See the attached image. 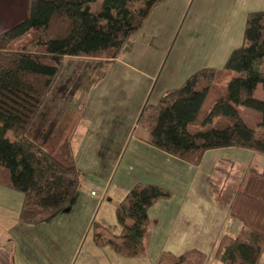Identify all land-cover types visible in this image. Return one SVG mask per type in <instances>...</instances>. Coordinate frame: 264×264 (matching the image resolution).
I'll use <instances>...</instances> for the list:
<instances>
[{"label": "rangeland", "instance_id": "obj_1", "mask_svg": "<svg viewBox=\"0 0 264 264\" xmlns=\"http://www.w3.org/2000/svg\"><path fill=\"white\" fill-rule=\"evenodd\" d=\"M255 11H264V0H166L112 63L66 59L31 137L51 151L68 139L82 187L77 201L46 222L29 225L19 220L22 195L0 186V264H156L163 252L191 249L205 254L203 264H223L215 257L218 243L224 235H238L233 227L239 222L228 204L247 168L264 169V156L229 147L205 152L198 165L162 154L152 158L150 145L139 138L137 112L142 99L156 103L160 91L178 87L203 68L219 70L216 84L223 86L220 70L242 44L246 16ZM263 97L259 88L255 98ZM239 113L264 140V129L257 127L260 113L245 107ZM200 119L189 130L200 129ZM136 178L162 185L172 197L149 211L147 254L125 258L97 247L91 227L95 221L120 232L115 193Z\"/></svg>", "mask_w": 264, "mask_h": 264}, {"label": "trees", "instance_id": "obj_2", "mask_svg": "<svg viewBox=\"0 0 264 264\" xmlns=\"http://www.w3.org/2000/svg\"><path fill=\"white\" fill-rule=\"evenodd\" d=\"M165 1L30 0L27 18L0 34V186L22 195L20 222H46L75 202L82 187L68 139L51 151L31 137L65 60L117 59L131 47L129 39L150 12ZM220 71L226 78L223 86L216 84L219 70L203 68L164 91L156 103H146L138 118L141 140L190 165H198L207 151L229 147L264 156V140L239 113V107L260 113L257 127L264 129V97L255 98L259 86L264 92V11L247 14L242 44ZM198 119L200 129L189 130ZM171 197L160 185L134 183L115 207L120 232L94 221L93 243L125 258L145 256L148 211ZM229 215L241 229L235 237L221 238L215 257L223 264H259L264 252V169L247 168ZM204 261L205 254L191 249L180 255L163 252L156 264Z\"/></svg>", "mask_w": 264, "mask_h": 264}, {"label": "crops", "instance_id": "obj_3", "mask_svg": "<svg viewBox=\"0 0 264 264\" xmlns=\"http://www.w3.org/2000/svg\"><path fill=\"white\" fill-rule=\"evenodd\" d=\"M29 1L30 0H0V34L3 33V32H5V31H7L8 29L14 27L15 25H17L18 23H20L21 21H23V20H25L27 18L28 13H29ZM68 59L78 60L80 58H68ZM115 60H117V59H114V60H109L108 59V60H104V61L107 62V63H112ZM174 87H177V85H174L171 88H174ZM259 88H260V86L257 88L256 92L258 91ZM164 91L165 90L160 91V93H158V95L156 97V101H158L160 95ZM146 103H148V101H146L145 98L141 100V102L139 104V109H138V112H137L138 115H139V113H141V111H142V109H143V107H144V105ZM54 109L58 110L56 108V105H55V108ZM54 109H47V110L48 111L51 110V112H52V110H54ZM47 110H46V112H48ZM40 124H41V122H40ZM116 131H117L116 129H113L112 134H115ZM119 132L120 131L118 130L117 134ZM139 143H143V142L142 141H139ZM148 149H149L148 152L151 154V157L152 158H156V157L159 158L160 155L162 154V155L168 156L170 159H172L173 161H175L173 159V157H171V156H169V155H167L165 153L164 154L163 153H160L159 151H157L156 149L152 148L151 146L148 147ZM167 164H169L171 166L176 165V164H173L172 162H168ZM165 167H167V166H165ZM136 182H144V183L157 184V183H153V182H150V181H145V179H139V178H136V179H134L132 181H129L127 184L124 185V187L122 189H120L119 195H117V193H115V196H118V198H119L118 201H121L125 197L126 193L129 191V189L131 188V186L134 183H136ZM157 185H159V184H157ZM77 198H76V201H77ZM165 201H167V200H165ZM118 203L119 202H116L115 204H118ZM228 206L230 207V203L228 204ZM151 208H153V207H151ZM150 209H149V211H150ZM149 211H148V214H149ZM240 229H241V226L239 225V223L237 225L235 224L234 227H233V234H239Z\"/></svg>", "mask_w": 264, "mask_h": 264}, {"label": "built area", "instance_id": "obj_4", "mask_svg": "<svg viewBox=\"0 0 264 264\" xmlns=\"http://www.w3.org/2000/svg\"><path fill=\"white\" fill-rule=\"evenodd\" d=\"M94 197L99 198V199L101 198L100 195L96 193L94 194Z\"/></svg>", "mask_w": 264, "mask_h": 264}]
</instances>
